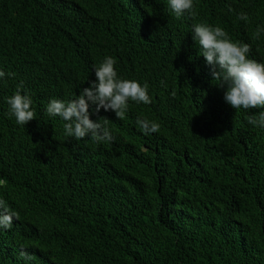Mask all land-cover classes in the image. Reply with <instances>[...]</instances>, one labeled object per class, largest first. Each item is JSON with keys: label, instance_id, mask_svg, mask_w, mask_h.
<instances>
[{"label": "trees", "instance_id": "1", "mask_svg": "<svg viewBox=\"0 0 264 264\" xmlns=\"http://www.w3.org/2000/svg\"><path fill=\"white\" fill-rule=\"evenodd\" d=\"M194 4L193 19L168 0H0V199L19 213L0 229V264H264V128L248 123L264 108L225 102L192 34L220 26L264 63V0ZM107 56L151 104L129 102L124 119L101 109L112 142L65 136L48 102L76 98ZM21 82L25 126L6 103Z\"/></svg>", "mask_w": 264, "mask_h": 264}, {"label": "clouds", "instance_id": "2", "mask_svg": "<svg viewBox=\"0 0 264 264\" xmlns=\"http://www.w3.org/2000/svg\"><path fill=\"white\" fill-rule=\"evenodd\" d=\"M168 7L177 18L188 13L194 19L198 14L194 0H168ZM228 10L233 11L231 7ZM237 18L244 21L249 19L245 12H240ZM261 32H264V27L258 26L256 36ZM192 34L199 45V55L210 69L212 83L224 89L225 102L236 110L264 108V63L250 58L251 46L234 42L224 28L207 22L195 23ZM94 73L95 80L90 81L89 86L83 88L76 98L67 101L53 98L46 106V113L50 117L58 116L65 122L63 130L67 137L76 140L90 137L97 144L108 143L115 138L108 127V118L99 117L100 110L114 112L117 119H124L129 102L151 104L149 85L147 82L142 85L138 81L121 78L116 70V60L111 56L105 57L95 67ZM5 76L6 73L0 70V78ZM161 84L165 86L164 81ZM22 91L23 82L17 85L12 96L6 98V103L9 105V115L15 117L18 125L25 126L36 118V113L31 95L22 94ZM93 114L98 116L97 120L91 118ZM248 123L264 128V112L249 116ZM137 125L145 135L160 130L159 123L148 119L138 118ZM14 219H19V213L0 199V229H10ZM18 255L25 262L33 259L23 248Z\"/></svg>", "mask_w": 264, "mask_h": 264}]
</instances>
